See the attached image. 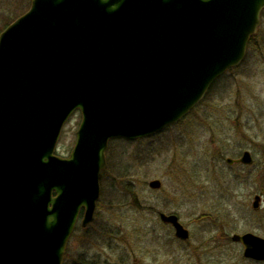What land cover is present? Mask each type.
<instances>
[{"label": "water", "instance_id": "obj_1", "mask_svg": "<svg viewBox=\"0 0 264 264\" xmlns=\"http://www.w3.org/2000/svg\"><path fill=\"white\" fill-rule=\"evenodd\" d=\"M263 10L264 0H32L0 33V264H63L82 209L83 226L95 219L110 140L187 116L243 62ZM77 110L64 157L57 144ZM254 161L250 150L226 157ZM160 218L189 237L178 214ZM232 239L264 260L263 236Z\"/></svg>", "mask_w": 264, "mask_h": 264}, {"label": "rangeland", "instance_id": "obj_2", "mask_svg": "<svg viewBox=\"0 0 264 264\" xmlns=\"http://www.w3.org/2000/svg\"><path fill=\"white\" fill-rule=\"evenodd\" d=\"M32 0H0V32ZM82 120L65 124L57 153L69 156ZM245 150L253 165H229ZM95 219L70 237L64 264H264L243 255L235 233L264 237V11L244 61L223 74L179 123L149 137L110 141ZM128 174H123V172ZM160 179L153 189L149 182ZM262 195L260 207L252 206ZM158 211L176 212V237Z\"/></svg>", "mask_w": 264, "mask_h": 264}, {"label": "trees", "instance_id": "obj_3", "mask_svg": "<svg viewBox=\"0 0 264 264\" xmlns=\"http://www.w3.org/2000/svg\"><path fill=\"white\" fill-rule=\"evenodd\" d=\"M123 174H128V173L124 171ZM72 264H92V262L89 259H87V257H79L77 260L73 261Z\"/></svg>", "mask_w": 264, "mask_h": 264}, {"label": "flooded vegetation", "instance_id": "obj_4", "mask_svg": "<svg viewBox=\"0 0 264 264\" xmlns=\"http://www.w3.org/2000/svg\"><path fill=\"white\" fill-rule=\"evenodd\" d=\"M257 35V34H256ZM255 37V36H254ZM254 37H253V39H254ZM253 39L251 40V42L253 41ZM250 42V43H251ZM249 47V46H248ZM247 52H248V50H247ZM214 85V84H213ZM212 85V86H213ZM211 89V88H210ZM236 164V163H235ZM238 164V163H237ZM160 212H165V211H158V215H159V218H160ZM167 213V212H166ZM169 213H176V212H169ZM177 214V213H176ZM179 216V215H178ZM180 217V216H179ZM181 220V219H180ZM163 222V221H162ZM80 222H78V224H79ZM163 223H165V224H168V225H171L172 227H173V225L172 224H170V223H166V222H163ZM185 226V225H184ZM186 227V226H185ZM187 228V227H186ZM173 229H174V233H175V228L173 227ZM189 232H190V230H189ZM176 235V234H175ZM177 237V236H176ZM189 237H190V235H189ZM188 237V238H189ZM179 238V237H178ZM187 238V239H188ZM181 239V238H180ZM187 239H182V240H187Z\"/></svg>", "mask_w": 264, "mask_h": 264}]
</instances>
